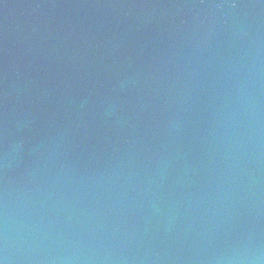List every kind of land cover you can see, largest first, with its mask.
<instances>
[{
  "label": "water",
  "instance_id": "95a60500",
  "mask_svg": "<svg viewBox=\"0 0 264 264\" xmlns=\"http://www.w3.org/2000/svg\"><path fill=\"white\" fill-rule=\"evenodd\" d=\"M0 260L264 264V0H0Z\"/></svg>",
  "mask_w": 264,
  "mask_h": 264
},
{
  "label": "clouds",
  "instance_id": "9594fccd",
  "mask_svg": "<svg viewBox=\"0 0 264 264\" xmlns=\"http://www.w3.org/2000/svg\"><path fill=\"white\" fill-rule=\"evenodd\" d=\"M0 264H5V262L3 260H0Z\"/></svg>",
  "mask_w": 264,
  "mask_h": 264
}]
</instances>
